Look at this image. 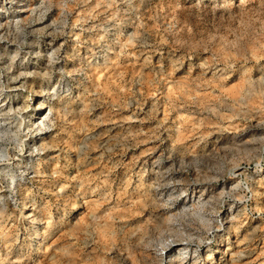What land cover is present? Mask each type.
Wrapping results in <instances>:
<instances>
[{
  "label": "rangeland",
  "instance_id": "1",
  "mask_svg": "<svg viewBox=\"0 0 264 264\" xmlns=\"http://www.w3.org/2000/svg\"><path fill=\"white\" fill-rule=\"evenodd\" d=\"M264 0H0V264H264Z\"/></svg>",
  "mask_w": 264,
  "mask_h": 264
},
{
  "label": "built area",
  "instance_id": "2",
  "mask_svg": "<svg viewBox=\"0 0 264 264\" xmlns=\"http://www.w3.org/2000/svg\"><path fill=\"white\" fill-rule=\"evenodd\" d=\"M263 156H264V152H263V155L261 156L262 158H263ZM264 164V162H262V165Z\"/></svg>",
  "mask_w": 264,
  "mask_h": 264
}]
</instances>
